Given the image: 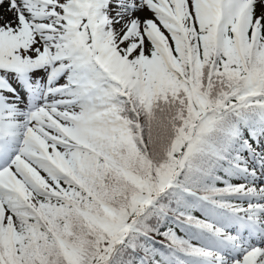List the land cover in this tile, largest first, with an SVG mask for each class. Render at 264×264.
Masks as SVG:
<instances>
[{"label": "snow or ice", "instance_id": "obj_1", "mask_svg": "<svg viewBox=\"0 0 264 264\" xmlns=\"http://www.w3.org/2000/svg\"><path fill=\"white\" fill-rule=\"evenodd\" d=\"M0 264H264V0H0Z\"/></svg>", "mask_w": 264, "mask_h": 264}]
</instances>
